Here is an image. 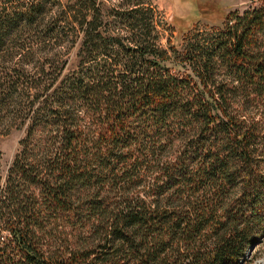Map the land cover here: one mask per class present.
Listing matches in <instances>:
<instances>
[{"label": "trees", "instance_id": "1", "mask_svg": "<svg viewBox=\"0 0 264 264\" xmlns=\"http://www.w3.org/2000/svg\"><path fill=\"white\" fill-rule=\"evenodd\" d=\"M252 1L209 32L186 28L180 48L146 40L139 1L116 11L137 28L129 43L82 14L83 45L105 55L85 46L63 73L67 60L17 41L22 12L0 11V134L28 127L0 170V264L243 263L264 235V0Z\"/></svg>", "mask_w": 264, "mask_h": 264}, {"label": "rangeland", "instance_id": "2", "mask_svg": "<svg viewBox=\"0 0 264 264\" xmlns=\"http://www.w3.org/2000/svg\"><path fill=\"white\" fill-rule=\"evenodd\" d=\"M135 1L140 2V6L146 12V22H149L150 34L146 40H156L161 46L174 45L176 48H180L185 41L186 28L190 27L189 29L194 31L197 27L199 31L209 32L213 26L222 25V19L227 11L234 9L241 11L253 3L252 0ZM126 2L127 0H0V11L2 14L22 12V18L10 21L16 23L18 31L22 32L23 37L17 41L32 44V56L35 60L49 56H54L59 61L67 60L63 73L75 68L83 55L81 49H86L85 46H89L87 51L89 57L95 55L102 58L105 55L100 48L90 51V41L83 45L86 32L79 24L82 14L85 15L82 24L84 28L88 27V23L95 15H98V26L95 31L101 32L102 36H117L124 43L131 42V38H137V34H133L137 28L132 29L130 24L122 19L121 14L116 13L125 10ZM37 7L39 11L36 18L33 22H28L26 17L29 13L26 11ZM8 19L4 17L2 20L9 22ZM52 28L53 32L49 33ZM143 29L145 30L144 27ZM111 46L113 49H119L117 43H111ZM169 51L173 56L172 51ZM47 78L49 77L42 76L43 80H48ZM27 128V122H24L19 127L13 126L0 134L2 175L6 173L14 156L20 150L19 141ZM242 264H264V235L258 239L251 253L245 256Z\"/></svg>", "mask_w": 264, "mask_h": 264}, {"label": "water", "instance_id": "3", "mask_svg": "<svg viewBox=\"0 0 264 264\" xmlns=\"http://www.w3.org/2000/svg\"><path fill=\"white\" fill-rule=\"evenodd\" d=\"M256 243H252L249 248L247 249V252H246V255L245 256H248L249 253H251V251L254 249Z\"/></svg>", "mask_w": 264, "mask_h": 264}]
</instances>
